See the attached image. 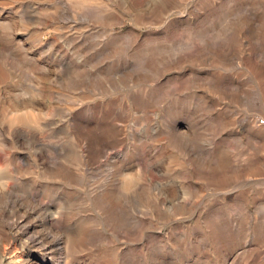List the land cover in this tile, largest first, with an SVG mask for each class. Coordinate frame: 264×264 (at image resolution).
I'll use <instances>...</instances> for the list:
<instances>
[{
  "label": "rangeland",
  "instance_id": "374dc122",
  "mask_svg": "<svg viewBox=\"0 0 264 264\" xmlns=\"http://www.w3.org/2000/svg\"><path fill=\"white\" fill-rule=\"evenodd\" d=\"M260 118L264 0H0V255L264 264Z\"/></svg>",
  "mask_w": 264,
  "mask_h": 264
},
{
  "label": "bare ground",
  "instance_id": "6f19581e",
  "mask_svg": "<svg viewBox=\"0 0 264 264\" xmlns=\"http://www.w3.org/2000/svg\"><path fill=\"white\" fill-rule=\"evenodd\" d=\"M2 58V57H1ZM40 79V77L39 76H36V80L38 81ZM40 91V90H39ZM23 104H26L27 105V107H25V108H28V106L29 107H31V105H30V103H29V105H28V103L26 102V100H24V101H20L19 100V102L18 101H12L11 103H10V106L11 107H15V106H17V105H23ZM25 105V106H26ZM18 108V107H17ZM17 112V111H16ZM14 113V115L12 116V117H10V120H9V123H10V126H13V125H18V124H21V123H24V124H33V125H36L37 124V119H38V117H41V116H43L41 113H34L33 111L31 112V110H25L24 112H17V113ZM4 116H5V114H4ZM259 134L262 136V135H264V130L263 129H260L259 131ZM5 143H7L6 141H3V140H1L0 139V144H5ZM5 176V173L0 169V187H5V186H7V182L3 179V178H5L4 177ZM8 188V187H7ZM6 189V188H5ZM57 218L59 219V213H55L54 215H52L51 217H49V222L50 223H53V221H57ZM16 226V225H15ZM15 226H11L9 229H10V232H13V233H17L18 232V230H19V226H16V228H15ZM25 227V226H24ZM20 233V232H19ZM18 235V234H17ZM72 235V234H71ZM68 236V235H67ZM56 238V237H55ZM73 239L74 238H71V237H66L65 238V245H64V247L66 246L67 248H69V249H71L72 247H73V245L70 247L69 246V243L70 242H72L73 241ZM54 240H56V239H54ZM56 241H58V240H56ZM38 242H41V239L40 240H38ZM64 243V242H63ZM74 243V242H73ZM15 244V243H14ZM52 246V245H51ZM49 247V246H48ZM42 248V247H41ZM66 248V249H67ZM45 249V248H44ZM48 249V248H47ZM29 252V251H28ZM42 252V251H41ZM43 253H45V251L43 252ZM46 253H48V252H46ZM6 255V254H5ZM28 255V254H27ZM44 254H41V256L40 257H38L39 259H38V264H57V263H54V262H50V261H48V259L47 258H45L44 256H43ZM21 256V255H20ZM39 256V255H38ZM28 258V257H27ZM26 259V258H25ZM52 260V259H51ZM33 263V262H32ZM0 264H17V263H14L13 261H12V259H9V258H7V257H5L4 255H0ZM63 264V263H62Z\"/></svg>",
  "mask_w": 264,
  "mask_h": 264
},
{
  "label": "built area",
  "instance_id": "2783aa9c",
  "mask_svg": "<svg viewBox=\"0 0 264 264\" xmlns=\"http://www.w3.org/2000/svg\"><path fill=\"white\" fill-rule=\"evenodd\" d=\"M260 121L263 122L264 121V118H260Z\"/></svg>",
  "mask_w": 264,
  "mask_h": 264
}]
</instances>
